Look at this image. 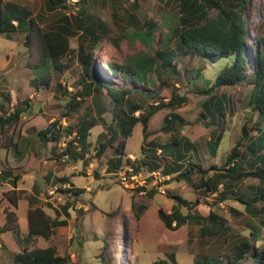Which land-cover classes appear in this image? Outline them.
<instances>
[{
    "label": "rangeland",
    "instance_id": "374dc122",
    "mask_svg": "<svg viewBox=\"0 0 264 264\" xmlns=\"http://www.w3.org/2000/svg\"><path fill=\"white\" fill-rule=\"evenodd\" d=\"M6 1H16L26 7L30 12L29 17H34L45 29L55 27L58 22L66 24L72 34L70 37L72 50L60 60L63 64L61 71L53 68L51 86L36 88L31 86L30 81L40 76L42 71L27 66L34 55V49L30 50L24 44L25 34L31 26L30 20L24 19L26 16L22 12V15H17L19 20H23L22 29L9 36L0 34V100L6 102L8 111L13 109L14 104L25 99H29L32 103L19 120L17 127L7 130L9 135L15 133V140L21 134L20 152L14 148L10 151L2 148L0 134V224L5 220L3 210L5 206L12 207L4 195L6 192L10 193L12 185L2 178L1 171L4 166H11L16 174L22 175L19 181L20 201L18 207H15L20 219L18 234L27 233L29 200H35V206H42L52 215H56V210L62 211L64 206H68L71 215L69 225L58 228L53 237L59 252L70 254L76 264H104L100 255L106 242L108 243L106 264H154L156 260L161 259L166 260L167 264H195L196 260L205 264H228L229 259L232 264H252L253 255L246 256L241 262H235L234 258L242 235H249L248 223L260 224L261 219L248 213L245 205L237 200L235 193L227 195L224 199L218 195V192L211 193L196 189L186 180H177L176 176L165 175L163 168L171 160L169 158L171 155L166 154V158L162 157L164 153L160 154L159 149L152 148L149 144L154 140L164 144L170 141L172 136L186 135L197 146L198 154L193 155L195 169L199 170L195 163L202 164L209 175L213 174L217 171L213 165H221L225 162L227 155L241 136L243 123L249 117L248 112L241 110L246 105L248 85L220 89L230 95L233 106L225 116L226 124L220 128L223 139L216 151L212 152L208 143L213 134V127L199 119L201 103L206 98L205 95L194 93L193 88H190L187 81L185 82L184 76L180 79L171 77L170 85H176L172 88L188 98L187 103L177 110L187 124L181 126L177 123L174 134L163 131L164 117L171 111L165 108L152 116L147 133L143 132L142 124L136 126L134 134L127 143L129 157L138 161L144 159L152 167L154 164L158 166L152 171L142 165L139 173L142 175L140 180H145L143 184L135 182V187H126L119 176L107 171L112 151L107 150L104 155L98 157L96 147L102 136L100 133L108 134L106 124L112 120L110 111L104 115L105 121L98 119V125L91 130L84 159L76 160L68 154L63 155L68 141L75 135V133L67 134L65 127L96 115L93 96L90 95L84 97L82 106L78 110L63 116L67 111L66 105L70 96L81 88L80 78L83 69L79 63L78 54L80 40L81 42L83 40L80 38L82 32L80 22L75 17L78 8L89 6V13L106 22L110 29L109 38L103 40L95 55L97 69L106 72V75H111L105 64L107 59L122 61L126 57L153 52V49H149L141 41L140 35L135 32L136 25L128 23L129 16L135 13L140 22L139 26L146 19L158 20L159 23L167 19L169 22L174 13L178 14V0H142L143 8L140 10L135 9L134 0H67L70 9H58L54 12L46 11L44 0ZM263 4L264 0H250L245 8L247 29L253 38L264 37ZM214 14L215 11L212 10L211 15ZM92 23L93 20L90 19L83 25ZM166 31V27H157L152 42L154 49L160 45ZM253 38L248 39L251 49L254 46ZM229 62V58L212 61L209 57H204L197 64L196 58L190 60L179 58L182 71L187 68L195 72L198 65L204 67L200 77L194 82L195 87L201 89L210 86ZM163 75L166 77L169 74L163 72ZM107 78L110 79L108 76ZM121 83L123 81H120L118 85ZM161 85L163 88L159 89L158 86ZM148 87L153 88L150 85ZM166 87L158 81L155 88L159 89L160 96L163 94L169 99L170 92ZM5 93L10 94L9 101L5 100ZM104 98V103L108 106L110 98L107 99L106 95ZM157 100L155 103L158 102ZM151 101L154 99L149 100ZM55 120L58 121L56 127L61 130V139L54 152V144L51 142L44 144L38 132ZM142 145L146 152L142 150ZM76 146L79 151V145ZM150 153L157 154L149 155ZM49 173L57 177L68 176L76 187L83 188L85 191L80 195L65 193L63 189L68 188L69 184L54 183V178L48 181ZM197 176L198 173L194 171V181ZM258 183L257 178L249 176L240 183L239 190L248 192L250 185H258ZM223 190L224 187L221 184L219 191ZM151 192L153 195H150ZM174 194L182 195L190 201H197L195 215L209 216L211 212L215 213L219 216L215 220L224 222L232 230L204 234L201 229L203 223L193 222V220L187 224H180L178 228L172 227L174 218L169 215L162 216L160 209L165 214L171 213L173 206L177 203L173 197ZM182 211L187 214L189 210L183 206ZM215 220L210 218V223L215 224ZM12 235V232H7L1 237L12 242L13 246H7L9 253L5 258L0 259V264H12L13 253L26 245L23 240L20 241L23 242L22 244L14 243ZM14 239H16L15 236ZM50 244V240L40 237L35 246L47 247ZM257 245H264V240L256 241V247ZM14 249L16 251H13ZM258 252L259 249L255 251V254ZM171 253L174 254L175 262L169 259ZM214 258H219L221 263L215 262Z\"/></svg>",
    "mask_w": 264,
    "mask_h": 264
},
{
    "label": "trees",
    "instance_id": "16d2710c",
    "mask_svg": "<svg viewBox=\"0 0 264 264\" xmlns=\"http://www.w3.org/2000/svg\"><path fill=\"white\" fill-rule=\"evenodd\" d=\"M169 1V0H167ZM250 0H178V14L175 13L168 22L163 19L145 20L139 26V20L135 13L129 16L131 25H136L135 32L140 35L152 53L145 55H135L126 57L122 61L106 60L107 70L111 73L99 71L96 66L95 52L101 46L105 38H109V27L100 18L89 13L90 7L78 8L75 17L80 22L82 29L80 38L83 40L79 45L78 60L83 69L80 78L81 88L74 91L70 96L66 108L67 116L78 110L84 101L85 96H93L96 115L78 121L76 124H69L65 127L67 134L75 133L72 140L67 143L66 151L74 159H84L88 150V136L91 130L98 125V119L105 121L104 115L112 112V120L106 124L108 134L100 133L97 145L98 157L105 154L107 150L112 151L107 164V171L120 177V172L131 167L133 173H139L142 165L154 171L158 166H150L143 160L131 159L127 152L128 139L134 134L138 124H142L143 132L147 133L152 116L162 110L171 111L164 117L162 130L174 134L176 124L186 125L185 119L178 113V109L183 107L188 98L185 94H180L175 89V84L170 85L171 77L180 79L185 77L192 91L199 95H205L201 103L199 119L204 124L213 127V134L209 141V148L215 152L223 139L220 128L226 124L225 116L233 106V100L221 88H232L238 85H248L246 91V105L242 107V112H248L249 117L243 123L241 136L237 140L226 160L221 165H213L216 172L209 175L202 164L195 165L193 155L198 154L197 146L186 135L179 137L172 136L171 140L160 144L157 141L150 142V147L160 150L162 157L169 154L171 160L163 168L165 175L176 176L177 180H186L196 189L206 192L216 193L227 198V195L235 193L237 200L245 205V209L253 217L260 220V224L248 223L249 235H242L241 243L237 246L234 261L241 262L246 256L253 255L252 264L264 263V245H257L256 241L264 240V37L253 38L247 29V21L244 15L245 8ZM134 7L137 10L143 8L142 0H134ZM45 9L54 12L58 9H70L67 0H44ZM212 10L215 11L211 15ZM26 16L31 22L30 28L25 34L24 44L30 50L34 49V55L28 61L27 66L42 71L40 76L31 79V86L36 88L51 86L53 78V68L62 70L61 59L68 54L71 49V31L66 24L58 22L55 27L45 29L34 17H29L28 9L15 2L0 0V34L9 36L13 32L22 29V21L17 15ZM176 16V18H174ZM262 16H264V4L262 6ZM94 18V19H93ZM93 20L88 25L83 23L86 20ZM17 22V23H15ZM68 23V21H67ZM138 27V28H137ZM145 27V28H141ZM157 27H166L160 45L154 49V32ZM253 38V48L248 44V39ZM204 57H209L212 61L220 58H229L230 62L218 73L215 80L207 88L195 87V79L200 77L204 67L199 66L194 72L191 69H180L179 58L197 59V64ZM54 66V67H53ZM187 71V74H186ZM163 72L169 75L164 77ZM183 72V73H182ZM107 76L110 78L108 79ZM115 82L112 83L111 81ZM120 81H123L120 85ZM161 81L170 92V98L159 93L163 86L155 88L157 82ZM148 85L153 88L148 87ZM59 86L61 84L59 83ZM5 100L11 99L9 93H5ZM104 95L110 98L109 107L104 103ZM79 98V99H78ZM104 98V99H103ZM150 99L154 101L149 102ZM158 99V100H157ZM158 101L155 103V101ZM244 102V101H243ZM32 105L29 99H25L13 105V109L8 111L6 102L0 100V134L2 135V148L10 151L11 148L20 152L21 134L15 140V133L9 135L7 130L16 128L21 117L26 113L27 108ZM93 114V113H92ZM58 121H52L47 127L39 130V136L44 144L53 143L55 147L61 139V130L56 127ZM104 136V137H103ZM77 143V144H76ZM79 145L80 150H77ZM142 150L145 147L142 145ZM146 152V151H145ZM149 154V155H156ZM187 164V165H185ZM5 165H7L5 163ZM219 166V167H217ZM13 167H3L1 176L12 185V190L4 193L6 198L14 207H18L20 201L19 181L21 174H16ZM198 176L193 180V173ZM206 174L207 177H206ZM249 176L259 180L258 185H250L249 191H240L239 185ZM54 183H68L69 187L63 189L65 193L80 195L85 191L76 187L70 177H57L53 173L47 175V180ZM56 179V180H55ZM200 181V182H198ZM223 185L224 190L219 191V186ZM238 193V194H237ZM150 195H153L151 192ZM177 203L173 206L170 214H165L160 209L162 216L169 215L174 218L171 226L178 228L180 224H187L189 221L203 223L201 229L204 234H214L218 232H228L232 230L224 222L216 221L219 216L210 213L209 216L195 215L197 201H190L182 195L174 194ZM27 212V234L24 237L22 250L15 255L16 264H76L70 254H61L54 242V233L59 228L67 227L71 217L68 206H64L62 211L56 210V215H52L42 206H35V200H29ZM260 204V205H259ZM188 208V213L184 214L182 207ZM81 211V210H79ZM64 214V217L62 215ZM6 221L0 224V235L13 231L19 238L20 221L17 212L13 209L5 208ZM210 218H214L215 224L210 223ZM176 222V225H174ZM205 223V224H204ZM40 237L50 240L47 247H36V242ZM73 237H71L72 239ZM23 243V242H22ZM107 242L101 252L104 264L107 259ZM255 246V247H254ZM259 252L255 254V251ZM169 259L175 262L174 254L169 255ZM220 262L219 258L213 259ZM154 264H167L164 259L156 260ZM195 264H205V262L195 261ZM228 264H232L229 259Z\"/></svg>",
    "mask_w": 264,
    "mask_h": 264
},
{
    "label": "crops",
    "instance_id": "0c3cea01",
    "mask_svg": "<svg viewBox=\"0 0 264 264\" xmlns=\"http://www.w3.org/2000/svg\"><path fill=\"white\" fill-rule=\"evenodd\" d=\"M12 2H15V3H17L16 1H12ZM19 189H20V187H19ZM9 206V205H8ZM8 206H5V208L7 207L8 208ZM5 208L3 209L4 210V214H5ZM10 210L11 209H13V210H15L16 208L12 205V207L11 208H9ZM16 211V210H15ZM6 216V215H5ZM6 221V217H5V220L1 223V224H3L4 222ZM19 221H20V219H19ZM27 223H28V220H27ZM8 232H12L13 233V235H12V239H13V241H14V243L15 242H17V243H21L22 244V242H20V241H22V240H24V237L26 236V234L25 235H21V233H20V235H19V238L17 237V235H16V233L15 232H13V231H8ZM6 233L7 232H5V233H3V234H1L0 235V259H2V257L3 258H5L6 256H7V253H9V247H7V246H13L12 244V242H9V241H7V240H5V239H1V237H3L4 235H6ZM14 236L16 237V239H14ZM3 243H4V245H3ZM6 245V246H5ZM2 247V248H1ZM22 250V248L19 250V251H17V252H14L13 253V263L12 264H16L15 263V261H14V258H15V255L18 253V252H20ZM13 251H16L15 249L13 250Z\"/></svg>",
    "mask_w": 264,
    "mask_h": 264
},
{
    "label": "built area",
    "instance_id": "2783aa9c",
    "mask_svg": "<svg viewBox=\"0 0 264 264\" xmlns=\"http://www.w3.org/2000/svg\"><path fill=\"white\" fill-rule=\"evenodd\" d=\"M141 173H133V169L131 167L127 168L126 170H123L120 172V178L122 182L126 185V187H135V182H139L140 184H143L145 180H140ZM134 180V181H131ZM132 183V184H131ZM174 225H176V222H174Z\"/></svg>",
    "mask_w": 264,
    "mask_h": 264
}]
</instances>
